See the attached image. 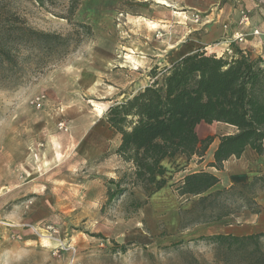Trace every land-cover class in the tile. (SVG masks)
Wrapping results in <instances>:
<instances>
[{
    "label": "rangeland",
    "instance_id": "1",
    "mask_svg": "<svg viewBox=\"0 0 264 264\" xmlns=\"http://www.w3.org/2000/svg\"><path fill=\"white\" fill-rule=\"evenodd\" d=\"M156 2L0 0V264H264V156L208 168L215 139L147 196L129 184L105 122L109 107L185 55L231 60L240 50L264 63V42L253 56L244 33L228 34L225 23L218 37L213 28L227 2L243 7L240 27H250L253 9L263 24L264 0L253 9L246 0ZM234 132L197 128L200 138ZM199 171L218 184L180 195L178 181ZM219 234L263 235L238 250L210 239Z\"/></svg>",
    "mask_w": 264,
    "mask_h": 264
},
{
    "label": "trees",
    "instance_id": "2",
    "mask_svg": "<svg viewBox=\"0 0 264 264\" xmlns=\"http://www.w3.org/2000/svg\"><path fill=\"white\" fill-rule=\"evenodd\" d=\"M156 77L154 71L150 85L109 107L105 115L119 138L115 154L130 166L131 186L147 196L162 190L175 173L187 169L193 157L203 159L215 139L208 168L221 171L226 161L241 158L247 149L264 156L263 61L240 50L231 60L195 52L177 59ZM202 123L223 124L235 132L200 138L197 128ZM218 182L211 172L199 171L185 175L176 185L180 195L198 196ZM260 235L219 234L210 239L229 249L245 250Z\"/></svg>",
    "mask_w": 264,
    "mask_h": 264
},
{
    "label": "crops",
    "instance_id": "3",
    "mask_svg": "<svg viewBox=\"0 0 264 264\" xmlns=\"http://www.w3.org/2000/svg\"><path fill=\"white\" fill-rule=\"evenodd\" d=\"M168 1V0H166ZM213 2L216 1V0H212ZM237 1V3H241V0H235ZM248 3H249V8L250 9H253L252 7H255V2H257L258 0H246ZM202 5V1H200V6ZM253 5V6H252ZM193 6H197L199 7L198 5H193ZM225 10H227L224 15H223V12H221L220 14H216L217 15V18L215 19V21L213 22L214 25H213V28L216 32V36L218 37H221V36H224L225 32H224V29H223V25L225 23H229L230 27L228 29L229 33L228 34H231V33H234V32H241V33H244L245 34V37H246V41L247 43L251 46V49L253 52V56H257L259 53H261V47H259V43L261 44L262 42H264V36H260V37H253L251 36V32L253 29H255L256 27L260 28L261 30L264 31V22L263 24L259 25L260 24V20H256V16H258L257 14V9H253L252 11V14H251V24H250V27H240L239 24H238V21L240 20L241 18V9L243 8L241 5H236L233 4L231 5L230 2H227L225 5ZM247 7V6H246ZM256 15V16H255ZM260 26V27H259ZM260 48V49H258ZM248 51H249V46H248ZM262 52L264 53V51L262 50ZM231 133V132H230ZM245 155L247 156H251V155H256L254 152L250 151V150H246L245 152ZM240 159V158H239ZM259 162L257 163H261L262 165L264 164L263 160H258ZM262 161V162H261ZM256 161H253V164L255 163ZM241 175L243 174H236V175H232V180L233 181H237L239 179V177H241Z\"/></svg>",
    "mask_w": 264,
    "mask_h": 264
},
{
    "label": "built area",
    "instance_id": "4",
    "mask_svg": "<svg viewBox=\"0 0 264 264\" xmlns=\"http://www.w3.org/2000/svg\"><path fill=\"white\" fill-rule=\"evenodd\" d=\"M241 23H244V24H247L248 23V18L246 16L243 17ZM254 35H259V31L258 30H254L253 32ZM242 37L243 35L242 34H237L236 35V38L239 40V41H242Z\"/></svg>",
    "mask_w": 264,
    "mask_h": 264
},
{
    "label": "bare ground",
    "instance_id": "5",
    "mask_svg": "<svg viewBox=\"0 0 264 264\" xmlns=\"http://www.w3.org/2000/svg\"><path fill=\"white\" fill-rule=\"evenodd\" d=\"M156 3H158L159 5H164L165 7H170L171 6V4L168 1H166V0H157ZM101 115H102V113H101Z\"/></svg>",
    "mask_w": 264,
    "mask_h": 264
}]
</instances>
